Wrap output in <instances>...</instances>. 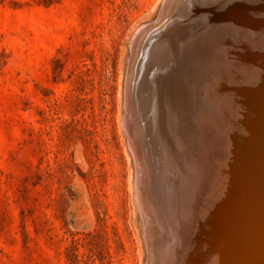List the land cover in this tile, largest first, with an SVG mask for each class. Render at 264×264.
<instances>
[{
  "label": "rangeland",
  "instance_id": "374dc122",
  "mask_svg": "<svg viewBox=\"0 0 264 264\" xmlns=\"http://www.w3.org/2000/svg\"><path fill=\"white\" fill-rule=\"evenodd\" d=\"M166 1L0 0V264H150L153 261L149 232L143 220V213L140 211V202L137 203L138 200H136L139 199L136 192L137 186H139L138 168L136 167L138 163L132 152V139L127 119L131 115L129 108L132 105L137 109L141 107V102L146 98V89L144 84L138 81L139 84L137 85L141 86L138 88L136 86V89L132 90L133 101H130L131 93L127 87L129 81L126 77L129 76L128 71L131 70L133 41L143 33L141 31L143 28L146 30L147 27L148 34L150 30L154 31L157 28L151 41H147L144 45L146 51L147 49L150 50L149 56L142 54L139 57L144 61L139 60L141 61L139 66L142 68L138 66L141 71L137 70L143 75L149 76L153 72L149 64L150 58L147 57L155 56V54L166 55L165 51H168L169 45L173 44L169 34V37L162 36L164 30H158L163 23L159 24L158 21ZM177 33L185 39V32L178 31ZM167 39L169 40L166 41ZM159 40L164 41V45L162 41L161 45ZM154 43L160 44V48H163L159 50L163 52L154 53V50L152 52L151 49L157 47V44ZM167 43L170 44L167 45ZM165 45L169 47L166 48ZM146 46L148 47L146 48ZM250 47L252 46L250 45ZM223 57H217V61L219 59L222 61H218L220 65L222 64V67L218 66L221 71L220 69L214 70L215 72L212 71L214 68L216 69L213 67L214 65L212 66V63L215 64V62L208 61L207 65L206 62L202 61L206 66L201 68L205 69L201 70L200 73L198 72L199 76L197 77H199L198 82L203 84V88L201 83L198 84L197 81L194 82L191 79L192 81H188L189 83L194 82V85H191L193 86L192 89L196 86L193 91L191 88V90L188 89L189 91L187 89L184 91V87V89L182 87L181 90L178 89L182 97L187 94L183 97L184 103L181 107H186L185 109L188 111L186 115L183 112L186 120L184 127L186 136L189 135L190 144L193 141L196 142L195 146L193 144L187 146V148L190 147L188 148L190 158L186 153L183 154L182 151L181 153L179 151L181 148L179 149L176 145V141L181 142L182 139H178L179 137L175 135L174 132L176 131H173L171 123L178 115L174 112L177 109L182 110L178 104H175L176 107L179 106L177 109L175 106H169L170 98L168 97L170 96L168 92L165 93L167 96L163 97L162 103L164 105L160 104L162 114H158L160 116L158 119H160L159 121L157 119V124L156 118L152 115L143 116L142 107L138 109L140 112L138 121L145 122L139 125L140 130L146 136L144 138L138 133L142 142L141 147L145 149L149 145L147 150L151 148L155 150L156 148L152 143L155 140L156 142L162 141L165 150L168 149L169 158L176 161V164L180 160L188 163L191 158L192 160L209 158L212 147L205 146L206 151L203 150V152L198 150L200 147L203 149V141L201 142L198 137L199 133L204 130L200 126L201 115L199 114L202 112L204 117L208 115L210 118L207 117L205 121L210 120L208 121L209 124L220 122L219 124L223 123L221 126L223 129L229 130V126L233 125L230 124L233 123L230 112L232 113L234 110L230 108L231 101L227 97L230 96L231 92L235 93L236 81H249V75L245 74L246 72L240 74L238 73L240 70L236 72L234 67L229 66L232 61H237L236 58L226 57L228 60L226 63L223 61L226 60L225 58L222 60ZM237 62L246 65L243 60L238 59ZM145 65L152 70L149 72ZM226 65L229 68H226ZM218 70L220 74L217 73ZM232 71L235 75H231ZM222 73L226 74L224 77H227L226 79L223 78ZM203 75L205 79L202 77ZM228 75L236 80L230 79L231 77L229 78ZM236 75H239V79L236 78ZM260 77L262 75L257 76L252 81L258 86L257 88L260 87V92H258L259 90L256 92L259 95H257L258 99L263 102L264 87L262 90L261 88L264 86V81H259ZM210 79L215 80L214 83ZM219 80H225V82L221 83ZM210 81L214 86H210ZM204 82L207 85L210 84L206 86L207 89L213 93L216 90L215 95L218 92L217 98L213 99L215 102L206 103L207 110L209 107L208 111L212 109L214 112L212 115L207 110L203 109L204 111H202L201 109L200 111L198 105L200 91L204 90V85H206ZM254 84H250V88L256 89ZM198 89L199 91H197ZM191 91L192 94H195V102L193 103ZM226 92H229L228 95L225 94ZM140 94L143 96L139 98ZM135 99H138V102ZM216 100L220 101V104ZM225 101L227 106L226 103H223ZM243 104L240 110L242 116L240 122L243 124L238 122L243 138L240 146L242 150L236 152L240 155L236 154L234 158L237 157V159H231L233 155L231 158L229 155L225 156V149L219 148L218 151L226 160V162H222L225 168L221 170L224 178L227 179L226 182L230 191L232 190L233 199L237 205L239 204L238 207L244 215L246 214V219L249 220L247 223H241V227L238 228L233 223L234 218L229 216L228 212L224 216L218 217L221 223L219 232L224 238L226 250L221 257V264H238V262L239 264H244L243 262L250 264L245 258L242 259L243 256L241 258L243 251L241 248L235 247L233 240L235 237L241 241L244 238L245 245L242 247L244 252L247 250L246 254L251 251L249 249L250 244L256 243L255 241L260 238L259 241L257 240L258 247L256 249L263 262H255V264H264V162H262L264 161V150L257 152L256 148L252 146V143L260 140L263 145L260 141L257 143L264 147V125H261L264 122V109L261 103L259 107L254 103L246 104L245 101ZM221 105H224L222 106L224 108H230L232 111L227 108L223 111ZM253 105L258 107L261 113L257 117L251 110L252 107H255ZM188 106H193L192 108L195 106V108L190 109ZM163 110H166V113ZM248 115L256 118L253 121ZM198 118L200 120H197ZM256 119L259 120L258 124L260 125H257ZM149 121L154 122L151 124ZM167 121L168 124L170 123L169 125ZM195 121L198 122L195 124ZM227 121L228 123H226ZM229 121L231 122L229 123ZM159 122L164 126L161 129ZM252 124L254 127H258V132L262 131L259 133L256 131V135L254 134V140H259L254 141L251 138ZM156 127L164 132L162 138L155 134ZM150 128H153V131H150ZM191 128L195 129L192 130ZM214 129L213 132H215ZM220 130L219 133L222 132ZM192 131H195L194 136ZM230 133L222 134L221 137L226 139L228 137L226 134L229 135ZM149 134L150 136H148ZM154 135L155 138L153 139ZM257 135L262 136V138H256ZM197 140L201 142L199 143L201 146H198ZM226 140L229 141L230 139ZM194 147L197 148L198 153ZM213 148L217 149L216 147ZM244 151L249 152L244 153ZM192 152L197 156L193 157ZM204 152L205 154L209 153L208 156ZM248 153L251 157L249 159L246 156ZM200 154L202 158H200ZM176 155L177 157H175ZM152 156L150 157L155 160V155ZM152 158H150L151 165H145L144 170L145 173L148 171L146 173L148 178L152 176L149 180L151 184H154L152 186L156 187L158 185L156 184L157 172L161 171L163 167L160 168L159 163L154 162ZM222 158L220 159L222 160ZM235 160L237 162H233ZM238 163L241 164L238 165ZM234 164L238 165V168ZM228 166L230 167L228 168ZM218 178L222 177L218 176ZM239 179L249 182H246L249 188L243 191ZM212 192L216 193L215 202L219 208L224 205L223 207L226 206V209H231V201L219 194L215 188ZM153 195L150 192V197H148L151 198ZM255 196L258 197L259 204L262 203L260 204L262 206L259 207L260 210L255 208L256 205L251 200ZM150 202L152 201L150 200ZM164 207L167 208V205ZM161 211L165 214L173 212L172 223L173 226H177L179 231L183 233L192 231L193 225L190 226L192 222L189 213H180L173 208L170 213L166 209H159L160 213H162ZM256 216H258L257 219H254ZM204 219L201 217V222L206 221ZM251 220L257 225L258 222L263 224V226L261 225L263 227V229L261 227L262 233L253 230L252 226L249 225ZM167 223L169 222L167 221ZM180 237L182 239L183 234H180ZM206 237L203 238L207 242L213 241L212 238H208V234ZM254 238H256L255 241L252 240ZM216 248L220 252L219 247L216 246ZM182 254L180 251L176 253L178 257H182ZM234 256L235 258H233ZM237 256L238 258H236ZM182 258H186V256L183 255ZM201 260L204 261L198 256L197 264L198 261L202 262Z\"/></svg>",
  "mask_w": 264,
  "mask_h": 264
},
{
  "label": "bare ground",
  "instance_id": "6f19581e",
  "mask_svg": "<svg viewBox=\"0 0 264 264\" xmlns=\"http://www.w3.org/2000/svg\"><path fill=\"white\" fill-rule=\"evenodd\" d=\"M161 22H163V23L161 25V28L159 27L160 29L158 28V30L163 29L164 33L162 31V33H163L162 36H166V37L170 36L171 40H173L172 41L173 44L171 45L170 43H167V45L170 44L169 45L170 47L168 46L169 47L168 51H165L166 55L155 54V56L150 55V57H147V58H150L149 64L151 65V68L153 70L148 69L147 65H145V66H147L148 71L152 70L153 72L151 75L148 74L149 76H147L145 74L143 75L142 73L138 72V70H140V69H138L139 63H141V61H144V60H141L139 57H141L142 54H144L145 56H149L148 54L150 53V50L147 49V51H146V49L144 48V45L147 43V41H151L152 36L154 34V31L157 30V28L154 29L155 26H154V28L151 27L154 29V31L150 30V33L148 34L149 31H147L148 30L147 27H146V30H145V28H143V30H141L143 33L141 35H139V37L133 41V47H132L133 50L131 51V53H132V64H131V68H130L131 70L129 69L130 70V71H128L129 76L126 77V78H128V81H129V83H127L128 84L127 87L129 88V91L131 93V95L129 94L130 95V101H133V99H132L133 98L132 97L133 91L132 90L136 89V86H137V88H138V86H141V85H137V84H139L138 81H140V83L144 84V88L146 89V92H145L146 98L144 97L145 100H143V101L140 99L142 101L141 102V107H142L141 110H143L141 113L143 114V116H147V117L152 115V117L156 118V124H157L158 117H160V116H158V114H160L161 113L160 111H162L160 104L163 101V97L166 95L165 93L166 92L169 93L168 95L170 97H168V98H170V102L168 104L170 107L175 106V108L177 109V107L179 108V106H180V108H181L182 104L184 103L183 97L186 96L187 94L184 95L183 94L184 92H183L182 94L184 96L182 97V95L178 89L180 88V90H181V87L185 88L184 91H186V89L187 90L192 89L193 86H191V85L195 81H197V82L199 81V77H197V76H199L200 71L205 69V68L201 69V68L206 66V64L204 62H206V63L208 61L209 62L210 61L215 62L216 66L214 63H212V66L214 65L213 67H216V69L215 68L213 69V67H211L213 69L212 71H214V70L220 69L219 68L220 66L222 67V64L220 65V63L218 62V61H220V62H222V61L219 58H218L219 60L217 61V57H223L224 56L222 58V60L224 58L226 59V57H230L232 59L236 58L237 61H238V59L240 61L243 60L246 65L239 64L241 62L232 61L231 63H229V66L234 67L237 70V71L235 70L236 72H238L240 70L241 72L240 71L238 72L240 74L242 72H246L245 74L249 75V81L248 80L236 81V84H237L236 85L237 88L235 89L236 91H235V93L234 92L230 93V96H229L230 98L227 97L229 92L225 93V94H227L226 97L231 101V103H230L231 107L230 108H232V110H234V111H232L229 108L232 111V113L230 112V115L233 117V119H232L233 123H230L232 120L229 121L230 124H233V125L229 126L230 127L229 130L227 129V131H226L225 127H224L225 129H223L221 127V126H223L222 125L223 123L219 124L220 122L217 123L218 125L214 124V122L212 124H209L210 122H208V121H210V120H208L207 121L208 123H207L205 120L208 117V115H207V117H206V115L204 117V114H202V112H201V114L197 113V114L201 115L200 116L201 117V121H200L201 125L200 126L202 127V130L203 129L205 130V132L203 130V132L199 133L198 138L201 140V142L203 141L202 142L203 143L202 144L203 149H201V147H200V149H198V150L199 151L202 150V152H203V150L206 151V149H205L206 147H209V148L212 147L210 149L211 150L210 155L208 156L209 153L208 154L206 153L210 159L205 158L204 160H202V159H197V160L193 159L192 160V158H191L190 159V162L192 160L191 164H190V162L186 163L185 161H181V160L178 162L179 164L178 163L176 164V161H174L172 158H169L170 155L167 152L168 149L165 150L166 148H164L165 147L164 142H162V141L160 142L158 140L160 137L162 138V136L164 134V132H162V130H160L161 127L163 126V124L161 125L160 122H159L161 125V126L159 125L160 129H158V127H156V129H157L156 133L154 132L156 135H158L159 138L157 139V141H159V142H156V140H155L152 143V145L155 146L156 149L153 150L150 147L151 149L147 150L146 148L149 145L144 149L143 147H141L142 142L140 141L139 136H138V133H139L140 135H142V137L144 136V138H146V136L143 134L144 132H142L139 128L140 124L142 125L143 123H145L144 121H143V123H141L142 121H140V120L138 121V118L140 117V115H139L140 112L138 109H140L141 107L138 109L135 108L134 105H132L131 108L128 107L131 110V115L127 119H128V127L130 128L129 132L131 134V139H132V152L134 154L136 162L138 163V164L135 163L137 165L136 167L138 168L137 177L139 180V186H137L138 190H136V192L139 195V199L137 198L136 200H138L137 203L140 202V208H141L140 211L143 213V220L145 221V223L147 225L146 227H147L148 232H149L148 237L152 243L151 253H152L153 261H151L150 264H195V263L197 264V257L198 256L201 259H204V261L201 260L202 262L198 261V264H221L222 263L221 257L226 252V250L224 248V240H223L224 238L221 236V232H219L220 231L219 228L221 227V223L219 222L218 217L222 216V215L224 216L226 214V212H228L229 216L234 218L233 223L236 224L238 226V228L241 227L240 226L241 223H243V222L247 223V221L249 219H246V214L244 215L242 210L238 207L239 204L237 205L236 201H234L235 199H233V194L231 193L232 190L230 191L229 185L226 182L227 179L224 178L223 172L221 170L222 168H225L224 164L222 162H226V160L224 158H222L224 156H222V154L218 151V149L219 148L225 149V152H226V153H224L225 156L229 155V157L231 158V156L233 155V158H231V159H235V158L237 159V157L234 158V155L237 154L236 153L237 151L240 152V150H242L241 149L242 147L240 148V146L242 144L241 141L243 139L241 136L242 132H240V123H241L240 118L242 117L241 113H240L241 105L245 101L246 104L247 103L248 104L254 103L256 106L259 107L264 102L263 100H262L263 102H261L260 101L261 99H258V97H257L258 94L256 91H258L260 87L257 88L258 86H256V84H254L252 81V79L254 80V78H256L257 76L259 77L261 75H262V77H260L259 81H261V80L264 81V77H263V75H264V0H167L166 3L164 4L163 9H162L161 18L159 19L158 23L160 24ZM178 31L186 33L185 39H183V37L179 33H177ZM168 34H169V36H168ZM172 34L174 36H171ZM168 40L169 39H167L166 41H168ZM159 41L161 44L162 40H159ZM155 42H157V41H155ZM142 43H144V44H142ZM160 44H157V47L155 49L153 47L154 45L151 46V47H153V49H151V48H149V49H151V51L154 50V53H157L158 51H159V53H161L163 51H160L159 49H161L163 47L160 48ZM162 44L164 45V41H162ZM250 45L252 47H250ZM147 47L148 46H146V48ZM165 47L168 48L166 45H165ZM143 48L145 49V51L143 50ZM215 58H216V60H215ZM142 59H144V58H142ZM197 59L201 62L202 61H204V62L201 63ZM206 59H207V61H206ZM139 60H141V61H139ZM223 61L226 62L228 60L226 59ZM145 62H147V61L145 60ZM145 62H143V63H145ZM197 62H199V63H197ZM208 63H207V65H208ZM146 64H148V63H146ZM229 66L227 67V65H226V68H229ZM139 67H141V66H139ZM143 67H144V64H143ZM149 68H150V66H149ZM229 70H231V69H229ZM144 71L147 72L146 70H144ZM206 71H208V70H206ZM220 71H221V69H220ZM205 73H204V75H205ZM217 73H219V70ZM227 74H229V73H227ZM204 75L202 77H204V79H205ZM214 75H215V73H214ZM221 75H224V74L222 73ZM225 75L223 76V78L225 77ZM231 75H235L234 72ZM236 76H237L236 78L239 79V77H238L239 75H236ZM228 77L229 78L231 77L230 79L234 80L232 78V76L228 75ZM242 77H241V79H242ZM247 77H245V78L248 79ZM226 78H224V79H226ZM182 79L185 81L183 82ZM191 79H193L194 82L189 83L188 80H191ZM211 81L209 82L211 85L210 84H208V85H210L212 87V86H214L213 81H215V80L212 81L213 83H211ZM219 81H221V80H219ZM223 81L225 82V80H223ZM223 81H221V83H223ZM199 83H201V82H198V84ZM204 83L206 84V85H204L205 88H204V90L200 89L201 91H200V95H199V101L197 100L198 105L200 106L199 107L200 111H201V109H202V111L207 110L206 103L214 101L213 99L217 98L216 96L218 95V92H217V95H215L216 90H214V93H215L214 94L211 90L207 89L208 87L206 88V86H208V85L206 82H204ZM221 83H218V84H221ZM250 84L251 85L254 84L256 89H252V87L250 88ZM263 84H264V82H263ZM261 86H262V84H261ZM263 87L264 86H262L261 90L263 89ZM142 88H143V85H142ZM197 88H199V87H197ZM202 88H203V84H202ZM140 89H141V87H140ZM193 89H192V91H193ZM232 90L234 91V89H232ZM143 91H144V89H143ZM192 91L190 94L192 95L193 99H191V100L193 103V102H195V94H192ZM197 91H199V89ZM220 91H222V90H220ZM258 92H260V90ZM194 93H196V92H194ZM198 93H196V94H198ZM263 93H264V90H263ZM141 96H143V95L140 94L139 98ZM197 96H196V99L198 98ZM189 98H191V96H189ZM218 99H220V98L218 97ZM221 99H222V97H221ZM262 99H264V98H262ZM127 100L129 101V99H127ZM135 100H137V102H138V99H135ZM217 101L218 100H216V102ZM230 101H228V102H230ZM188 102H191V101L188 100ZM219 102L220 101H218V103ZM192 103H190V104H192ZM223 103H226V101ZM127 104H128V102H127ZM175 104L176 105L178 104L179 106L176 107ZM224 105H221V108H223V111H224V109L227 108V107L226 108L222 107ZM243 105H245V104H243ZM255 105H253V106H255ZM126 106L127 105L125 104V107ZM184 106H186V105L184 104ZM226 106H227V103H226ZM256 106L252 107L251 110H252L254 116L257 117L258 114H261V113L259 112V108ZM170 107H169V109H170ZM188 107H190V106H188ZM192 107H190V109ZM219 107H220V105H219ZM262 107L264 109V103L262 104ZM185 108L186 107L181 108L182 111H179L177 109V111L174 112L178 115L175 114L176 118L174 117L175 119L171 124L173 127L172 128L173 131L174 130L176 131V132H174L175 135H177L179 137L178 139H182L181 142L176 141L175 139H177V138L174 139L177 142V144H176L177 147L179 149L181 148L180 150L179 149L178 150L180 152L182 151L183 154L186 153L188 155V157L190 158L189 152H188V148H190V147L187 148L188 144H190V142L188 140L190 137H188L189 135L186 136L187 133H186V130L184 129V127L186 125V120H185L184 114L186 115V113L188 112L187 109H185ZM194 108H195V106H194ZM194 108H192V109H194ZM197 108H198V106H197ZM208 110H209V107H208ZM260 110H262V109H260ZM167 111H168V109H167ZM193 111H195V110H193ZM218 111H219V109H218ZM183 112H184V114H183ZM208 112L211 115L214 113V112H212V109H210V111H208ZM220 112H221V110H220ZM225 113L226 112H224V114ZM171 115H173V114H171ZM202 115H203V117H202ZM215 115H216V113H215ZM217 116H219V115H217ZM224 116H226V115H224ZM248 116H249V118H252V117H250L252 115H248ZM187 117H189V116H187ZM244 117L246 118V116H244ZM208 118H210V117H208ZM255 118H252V120ZM159 119H158V121H159ZM229 119H230V117H229ZM164 120H166V119H164ZM193 120H195V119H193ZM197 120H200V119L198 118ZM219 120H221V119H219ZM258 121L259 120H257V125H260V124H258L259 123ZM146 122H148V120ZM151 122L153 123L154 121H149V123H151ZM169 122H170V120H169ZM189 122H190V120H189ZM197 122L195 121L194 123L196 124ZM238 122H240V123H238ZM226 123H228V121ZM249 123H251V122H249ZM263 123L261 125H264ZM151 124H150V127H151ZM165 124H166V122H165ZM167 124H168V121H167ZM241 124H243V123H241ZM215 127L217 128L216 130H218V132H216V130L214 129ZM254 128H256V127H254L252 124L251 125V132H250L252 135L251 138H253L252 140H254V138H255L254 137L255 132L256 131L258 132V130H257L258 127L256 129H254ZM154 129H155V127H154ZM194 129L195 128H193L192 130H194ZM213 129L215 132H213ZM219 129H221L220 130V131H222L221 133H219ZM189 130H190V128H189ZM197 130H199V129H197ZM223 130H225L226 132L224 131V133H223ZM259 130H260V128H259ZM150 131H153V128ZM168 131H169V128H168ZM209 131H212V132H209ZM228 132H231L229 135L226 134V136H228L226 139H230L229 141L224 139L223 137H221L222 134H225ZM259 132H262V131H259ZM192 133L194 136L195 131H192ZM263 134H261V135H263ZM258 135L256 136V138L259 137L261 139L262 136L260 137ZM148 136H150V134ZM171 136L173 137V135H171ZM196 136H197V134H196ZM154 138H155V135H154L153 139ZM191 138L194 139L196 137H191ZM142 140H144V139L142 138ZM171 140H173V139H171ZM255 140H259V139H255ZM259 141H257V142H259ZM169 142H172V141H169ZM201 142H199V140H197L198 146H201V145H199V143H201ZM257 142L252 143V141H251L253 148H256L255 150L257 152L263 151L264 147L259 146L260 144ZM195 143L196 142H194V141H193V143L191 142V144H193V146H195L194 145ZM260 143L262 144L261 141H260ZM245 144H247V143H245ZM152 145H150V146H152ZM196 147H197V145H196ZM196 147H194V148H196ZM213 147H216L217 149H215ZM175 149H177V148H175ZM191 149H193V147H191ZM195 150H197V148ZM198 150H197V152L196 151L195 152L198 153ZM245 152L246 151H244V153ZM247 152H249V151H247ZM169 153H171V152H169ZM193 154L194 153L192 152L191 155H193ZM204 154H205V152H204ZM152 155H155V160H154V158H152L153 157ZM237 155H240V154H237ZM241 155H242V153H241ZM150 156H152V157H150ZM195 156H197V155L194 154L193 157H195ZM246 156L249 159V157H250L249 153ZM175 157H177V155ZM175 157H174V159H176ZM241 157H240V159H241ZM150 158H152L154 160V162H156V163L158 162L160 168L163 167L161 171L157 172L158 178L156 177L157 178L156 184H158V185L156 187L155 186L153 187L152 185H154V184H151V182L149 180L150 177H152V176H149V178H148V176H146V173L148 171L145 173V170H144L145 165L146 166L151 165L150 163H152V162L150 161ZM200 158H202L201 154H200ZM220 158H222V160ZM228 160H229V158H228ZM231 162H232V160H231ZM233 162H237V161L235 160ZM245 162H246V160H245ZM262 162H264V161H262ZM247 163H249V162H247ZM240 164L238 163V165H240ZM254 164H255V162H254ZM229 165H231V164H229ZM234 165H236V164H234ZM238 165H236L237 166L236 168H238ZM229 167L230 166H228V168ZM137 168H135V169H137ZM231 170H232V167H231ZM246 171H245V173H246ZM152 172L154 173L153 170H152ZM152 172H151V175H152ZM149 173H150V171H149ZM245 173H243V174H245ZM238 174H240V173H238ZM218 176H221L222 178L219 179ZM215 177L217 179H211V178H215ZM238 178H240V177H238ZM229 179H231V178H229ZM238 181H239V183H241L243 191H245L247 188H249L246 184L247 181L245 182V180H240V179ZM247 183H249V182H247ZM250 186H252V185H250ZM213 188H215V190H217V192L219 194L223 195L228 201H231V203H232V205L230 206L231 209H226V206L223 207L224 205L219 208V206L216 205V202H215V194L216 193L212 192ZM150 192L154 194L151 198H149ZM254 195H255V191H254ZM163 198H165V199H163ZM150 200L152 202H150ZM251 200L255 203V205H256L255 208L259 209V207L262 206V205H260L262 203L259 204V200H258L257 196H255ZM154 205H155V207H154ZM164 205L165 206L167 205V208H165ZM172 208L177 209V211L180 213H189V215L191 217V222H192L190 226L192 227V225H193L192 231L190 230V232L183 233V232L179 231L178 228H176L177 226L176 227L173 226L171 216H173L174 214H173V212L170 213L172 211ZM159 209H164V210L166 209L170 214H167V213L165 214L162 211H161L162 213H160ZM201 217L205 218L206 221L201 222ZM257 217L258 216H256V218H254V219H257ZM199 218H200V221H199ZM167 221L169 223H167ZM255 222H256V220H255ZM187 223L190 224V222H187ZM249 225L252 226V228H253V230H255V232L258 231L259 233H262L261 231L263 229V227H262L263 224H259V222H258V225H260V226H258L257 223H254L251 220ZM194 226H195V228H194ZM261 227H262V229H261ZM242 228H244V227H242ZM242 228H241V230H242ZM180 234L181 235L183 234V236H184L182 239L180 237ZM206 234H208L209 235L208 238L209 239L212 238L213 241L210 240V242L208 241L209 242L208 243L205 240V238H203L204 236L206 237ZM250 235H252V234H250ZM255 239L256 238H254L252 240L255 241ZM147 240H148V238H147ZM233 240H234L235 245H236L235 247L241 248L243 251V255L241 254V258L243 256L242 259L245 258L246 261H248L250 264H255V262L261 261V258L259 256L260 253H257V249H256L258 247L257 245H258V241L260 240V238L257 239L258 241L257 240L255 241L256 243H254L253 241H252L253 243H251V241H250L251 244L249 243L250 244L249 249H251V251H250L251 253L249 252L247 254H246L247 250L245 249L246 251L244 252V248L242 247L243 245H245L243 242L244 238H243V241H241L238 237H235V239H233ZM216 246L219 247L220 252H218V248H216ZM247 246H248V244H247ZM179 251L183 253L182 257H183V255H185L186 258H182L181 256L178 257L176 255V253ZM258 252H260V251H258ZM175 257H177V258H175ZM226 258H227V256H226ZM233 258H235V256ZM236 258H238V256ZM239 259H240V257H239ZM226 262H228V261H226ZM261 262H263V261H261ZM243 263L245 264V262H243ZM238 264H239V262H238Z\"/></svg>",
  "mask_w": 264,
  "mask_h": 264
}]
</instances>
